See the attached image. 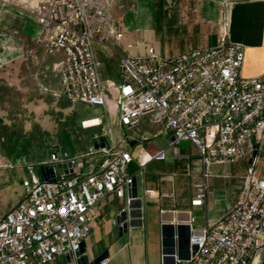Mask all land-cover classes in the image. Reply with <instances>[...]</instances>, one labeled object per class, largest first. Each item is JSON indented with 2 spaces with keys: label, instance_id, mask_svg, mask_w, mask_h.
I'll list each match as a JSON object with an SVG mask.
<instances>
[{
  "label": "built area",
  "instance_id": "1",
  "mask_svg": "<svg viewBox=\"0 0 264 264\" xmlns=\"http://www.w3.org/2000/svg\"><path fill=\"white\" fill-rule=\"evenodd\" d=\"M109 7L108 0H41L35 6L48 51L63 56L57 67L62 95L105 109L112 97L121 127L137 131L145 118L158 129L152 137L115 139L111 127L105 129V109L83 121V129L104 128L93 139L99 146L83 156L59 148L39 161L41 169L52 166L55 177L34 174L20 201L0 218V264H49L75 255L104 200L117 195L129 208L134 157L125 143H152L165 132L173 137L171 147L188 141L198 150L201 177L193 185V208L206 204L214 165L247 159L251 164L244 192L221 219L195 229L191 218L190 245L197 251L177 264H264V179L257 174V150L264 142V74L242 75L245 47L230 40L228 21L216 45L167 57L145 42L121 44L126 33ZM112 46L124 53L119 83L103 79L98 56ZM167 152L146 153L141 166L165 161ZM108 263L109 258L101 262Z\"/></svg>",
  "mask_w": 264,
  "mask_h": 264
},
{
  "label": "rangeland",
  "instance_id": "2",
  "mask_svg": "<svg viewBox=\"0 0 264 264\" xmlns=\"http://www.w3.org/2000/svg\"><path fill=\"white\" fill-rule=\"evenodd\" d=\"M40 1L0 0V218L20 201L25 182L30 181L34 174L40 176L38 163L41 159L53 157L59 148L75 155H87L93 151L94 137L104 133L101 127L83 129L82 122L101 115L105 108L73 102L62 95L57 67L63 56L50 53L47 49L40 24L33 13ZM108 2L112 15L126 33V40L121 44L141 41L161 55L164 52L157 47L164 48L168 51L166 56L173 57L183 53L189 43L194 47L200 43L195 34L183 33L182 0ZM186 13L192 15L191 11ZM121 48L114 46L99 51V57L102 55L107 59L102 69L104 80L116 83L122 81L119 59L124 53ZM105 112L106 131L111 127L115 139L127 136L122 132L117 133L118 129L114 127V124H118L114 98H109ZM168 137L165 132L164 136L154 139L152 144L160 149L168 147L171 145ZM125 144L132 155L137 157L138 149L135 150L130 142ZM174 148H169L168 155L173 153L171 150ZM84 160L87 157L82 158ZM136 160L130 164L129 171L137 177L138 190H144V182L156 177L153 174L156 168L154 165L146 167L148 164L141 166L144 156ZM244 161L247 164L246 172L237 185V201L244 192L251 168L249 160ZM197 162L192 160L188 163L185 174H188V170L192 171L193 163ZM117 199L119 203L114 202L112 206L124 209L126 200L120 197ZM110 204L112 202L103 205ZM100 214L99 211L97 223L86 239L88 251L99 241L95 227L100 221Z\"/></svg>",
  "mask_w": 264,
  "mask_h": 264
},
{
  "label": "crops",
  "instance_id": "3",
  "mask_svg": "<svg viewBox=\"0 0 264 264\" xmlns=\"http://www.w3.org/2000/svg\"><path fill=\"white\" fill-rule=\"evenodd\" d=\"M187 11H191L192 15L187 14ZM227 21L230 40L241 43L245 47L246 57L242 75L255 77L264 74V0H182L183 33L195 34L200 41L196 47L189 43L184 51L216 45L218 34ZM157 49L163 51L164 56L168 53L159 46ZM102 53L105 55L104 52ZM100 59L105 66L107 61L105 56L103 58L101 55ZM114 127L118 129L119 132H116L119 134L122 132L125 135L132 134L137 137L153 136L158 129L145 118L142 119L141 127L137 131L130 132L118 124H114ZM168 135L167 139L172 141V135L170 133ZM152 143L131 141L130 144L135 146V150L138 149L137 157L133 155L134 161L143 156L146 161L148 160L146 153L153 154L163 149L169 151L171 148L168 146L160 149ZM171 151L173 153L169 155L167 152L166 161L154 160L146 166H155L156 171L153 174L156 177L144 182V190H138L139 197L143 200L141 228H129L127 233L121 234L115 220L121 209L112 206L114 202L119 203L117 195L110 196L104 202H112V204L103 205V203L98 206L101 218L95 230L99 233V241H96L89 251L85 241L87 253L91 258L107 251L109 252L108 264H164L161 231L163 222L173 220L189 222L193 217L195 219L192 223L193 228L200 229L221 219L236 203L239 194L237 185L246 172L245 161L214 165L208 180L206 204L203 207L193 208L191 205L194 198L193 183L201 177L198 150L190 142L183 141ZM257 157V174L264 179V142L257 150ZM192 160L199 162L193 163L192 171L188 170V174H185L186 165ZM146 189H152L157 194L149 195ZM49 264H70V262L67 257H61Z\"/></svg>",
  "mask_w": 264,
  "mask_h": 264
},
{
  "label": "water",
  "instance_id": "4",
  "mask_svg": "<svg viewBox=\"0 0 264 264\" xmlns=\"http://www.w3.org/2000/svg\"><path fill=\"white\" fill-rule=\"evenodd\" d=\"M101 146L104 145V139L100 140ZM98 147V142H95ZM41 172L45 180L54 179V169L52 166L42 168ZM131 202L128 209H123L117 216V224L121 234L127 233L129 228L142 227V198L139 197L137 177L133 178L131 190ZM162 231V253L164 264H177V260H188L196 253L197 247L191 248V225L186 221H165L161 225ZM78 257L77 264H101V262L109 257V252H104L101 255L91 258L87 253L86 242L81 244V249L75 255H68L67 259L71 262L73 257Z\"/></svg>",
  "mask_w": 264,
  "mask_h": 264
}]
</instances>
